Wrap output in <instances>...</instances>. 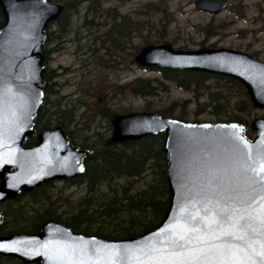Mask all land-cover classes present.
<instances>
[{"label":"water","instance_id":"water-1","mask_svg":"<svg viewBox=\"0 0 264 264\" xmlns=\"http://www.w3.org/2000/svg\"><path fill=\"white\" fill-rule=\"evenodd\" d=\"M226 5L194 1L209 14ZM0 6L1 203L42 183L81 175L85 152L69 144L61 126L41 130L33 146L22 145L43 102L46 29L63 6L49 0H0ZM135 60L235 79L253 107L264 110V62L245 52L178 50L162 43L144 46ZM112 125L111 139L119 142L164 133L170 199L162 221L136 237L104 239L50 220L36 234L0 236V256L25 264H264V118L252 120V140L235 122L184 121L154 112L119 114Z\"/></svg>","mask_w":264,"mask_h":264},{"label":"trees","instance_id":"trees-1","mask_svg":"<svg viewBox=\"0 0 264 264\" xmlns=\"http://www.w3.org/2000/svg\"><path fill=\"white\" fill-rule=\"evenodd\" d=\"M49 1L61 4L63 10L54 22L55 28L53 26L46 30V41L42 47L43 78L46 80L43 102L37 112L33 131L24 137L22 144L32 146L37 142L41 130L61 126L69 143L85 152L84 171L75 178L59 181L62 186L55 196L51 188L57 184V180L42 183L1 202L0 236L12 233L36 234L44 222L52 220L75 232L104 239L136 237L155 228L166 215L169 206L164 134L114 141L111 139L112 120L117 114L127 113V109L118 111L108 106L97 113L90 110L88 115L83 113L79 118V108L75 103L70 101L61 104L57 96L58 89L53 87L52 78L55 73L47 66V45L54 38L53 31L59 32L57 38H61L62 33L69 29L71 15L78 4L85 1L90 3L93 12H97L101 4L100 0ZM126 21L124 16L118 21L112 17L110 27L116 28L121 37L128 36L131 25ZM3 23L4 14L0 6V27ZM146 69L158 70L162 79L137 78L125 84L132 94L152 95L157 88L167 91L169 84L189 90L197 103L195 114L209 110L219 119L220 115L225 116L226 121L241 124L247 136L252 105L246 89L236 80L200 71ZM122 88L119 87L120 92L125 90ZM174 106L176 102L162 109H153L147 104L145 111L171 116ZM97 116L107 120V132L93 129L99 124L95 119ZM178 118L186 120L183 116ZM139 181L143 183L139 184ZM68 187H84V194L75 198L65 193ZM6 262L25 264L17 259L0 256V264Z\"/></svg>","mask_w":264,"mask_h":264},{"label":"rangeland","instance_id":"rangeland-1","mask_svg":"<svg viewBox=\"0 0 264 264\" xmlns=\"http://www.w3.org/2000/svg\"><path fill=\"white\" fill-rule=\"evenodd\" d=\"M194 1L100 0L97 12L86 1L78 4L69 29L61 38H57L59 32L53 31L54 38L47 45V66L55 73L53 87L58 89L61 104L75 103L81 118L83 113H97L108 106L118 111L127 109L129 113L145 111L147 104L162 109L176 102L171 117L183 116L197 122L226 121L225 116L220 115L219 119L209 110L195 114L197 103L189 90L169 84L167 91L157 88L155 94L138 96L125 86L137 78L162 79L158 70L146 69L135 60L149 44L168 43L182 50L224 47L264 62V0H227L226 8L215 15L197 10ZM121 16L131 25L125 37L110 27L112 17L118 21ZM53 26L54 23L48 28ZM119 87L125 90L120 92ZM249 113L250 121L264 117L262 109L252 106ZM95 119L99 124L93 129L107 132V120L99 116ZM247 130L253 138L254 131L250 127ZM56 183L51 188L54 196L62 186L59 181ZM65 193L76 198L84 194V187H68Z\"/></svg>","mask_w":264,"mask_h":264},{"label":"snow or ice","instance_id":"snow-or-ice-1","mask_svg":"<svg viewBox=\"0 0 264 264\" xmlns=\"http://www.w3.org/2000/svg\"><path fill=\"white\" fill-rule=\"evenodd\" d=\"M261 171H264V168L261 169ZM243 219V217H241ZM225 235H230L231 233H224ZM180 239H183V237H180Z\"/></svg>","mask_w":264,"mask_h":264},{"label":"flooded vegetation","instance_id":"flooded-vegetation-1","mask_svg":"<svg viewBox=\"0 0 264 264\" xmlns=\"http://www.w3.org/2000/svg\"><path fill=\"white\" fill-rule=\"evenodd\" d=\"M247 139H250L251 137H249V135L246 136Z\"/></svg>","mask_w":264,"mask_h":264}]
</instances>
